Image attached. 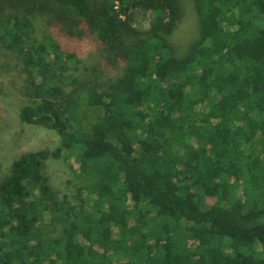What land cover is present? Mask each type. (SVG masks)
I'll list each match as a JSON object with an SVG mask.
<instances>
[{"label":"trees","instance_id":"1","mask_svg":"<svg viewBox=\"0 0 264 264\" xmlns=\"http://www.w3.org/2000/svg\"><path fill=\"white\" fill-rule=\"evenodd\" d=\"M192 3L0 0V264H264V0Z\"/></svg>","mask_w":264,"mask_h":264},{"label":"rangeland","instance_id":"2","mask_svg":"<svg viewBox=\"0 0 264 264\" xmlns=\"http://www.w3.org/2000/svg\"><path fill=\"white\" fill-rule=\"evenodd\" d=\"M183 22L179 24L177 16L171 17L164 25L167 34H175L176 39L186 44L196 32L197 18L192 0H181ZM92 49H86L85 56L93 57ZM89 59V58H88ZM59 142L56 132L44 127L24 124L14 109H4L0 114V145L5 155L12 158L22 151L43 147L54 148ZM78 163L71 158L68 162L53 161L48 166V174L54 185L67 192V180L71 177V169L78 168Z\"/></svg>","mask_w":264,"mask_h":264}]
</instances>
